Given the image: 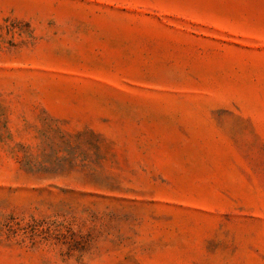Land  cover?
<instances>
[{"label": "rangeland", "instance_id": "1", "mask_svg": "<svg viewBox=\"0 0 264 264\" xmlns=\"http://www.w3.org/2000/svg\"><path fill=\"white\" fill-rule=\"evenodd\" d=\"M0 264H264V0H0Z\"/></svg>", "mask_w": 264, "mask_h": 264}]
</instances>
